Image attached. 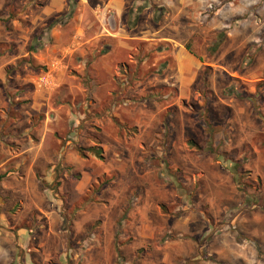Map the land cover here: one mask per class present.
<instances>
[{
	"label": "crops",
	"instance_id": "obj_1",
	"mask_svg": "<svg viewBox=\"0 0 264 264\" xmlns=\"http://www.w3.org/2000/svg\"><path fill=\"white\" fill-rule=\"evenodd\" d=\"M123 3L109 0L105 6L118 15ZM109 23L102 26L106 33L99 28L89 38L86 30L92 24L78 25V34L73 37L79 35L83 48L77 52L79 63L73 80H55L56 69L39 71L41 81H37L19 73L6 74L2 68L0 86L7 93L0 96V240L11 243L12 259L17 264L37 262L47 243L45 239L37 240L36 231L47 235L59 222L66 224L61 215H74L73 227L57 230L61 235L58 238L56 234V246L67 248L70 261L76 257L83 264H96L101 254H106L104 264H116V260L118 264H184L204 254L202 248L212 236V193L206 192L204 182L201 191L193 192L190 176L194 167L203 169L205 164L200 156L192 157L190 150L195 151V147L187 144L183 130L180 135L176 133L175 128L183 129V123L177 124L170 115L169 129L163 126L164 109L157 101L160 96L154 94L159 91V83L145 78L135 81V87L125 76L114 75L117 64L113 44L120 36L114 21ZM73 37H68L69 41ZM116 42L120 45V38ZM187 55L194 63L193 55ZM66 67L57 69L62 72ZM182 67L179 71H190L192 79L181 76L176 81L180 96L187 84L191 87L197 71ZM52 74L49 83L62 86L57 98H52L49 87H45ZM23 84L28 85L30 96H21L26 89ZM226 161H216L224 172ZM104 179L106 187L91 192L88 198L95 199V194L106 191V200L101 202L106 211L101 213L112 226L109 232L104 231V240L92 239L94 235L79 238L82 222L100 213L92 209V202L85 208L66 205L82 201L89 186ZM164 186L172 195L170 199L164 198ZM173 187L176 194L172 193ZM120 215L119 223L115 222ZM165 232L168 235L161 241ZM146 245L152 248L146 252L148 255L142 251ZM198 245L201 253L197 252Z\"/></svg>",
	"mask_w": 264,
	"mask_h": 264
},
{
	"label": "rangeland",
	"instance_id": "obj_2",
	"mask_svg": "<svg viewBox=\"0 0 264 264\" xmlns=\"http://www.w3.org/2000/svg\"><path fill=\"white\" fill-rule=\"evenodd\" d=\"M81 1L0 0V74L4 69L6 74L19 73L26 79L41 81L37 77L39 71L56 69L55 80H73L71 76L77 74L79 63L77 52L83 48L79 35L73 37L78 34V25L92 24L86 30L89 38L94 31L114 21L121 42L119 45L117 38L114 39V63L117 64L114 75L125 76L135 87H138L135 81L144 78L159 83L161 97L157 101L163 113L167 110L177 124L183 123L184 128L176 127V133L180 135L183 130L184 138L201 145L190 152L196 159L200 156L205 167H194L190 176L193 192L201 191L204 182L206 192L212 193L209 217L212 236L207 247L202 248L204 254L198 245L197 252L201 255L184 264H264V0H123L118 15L110 6H105L109 0H83V5ZM218 35L223 40L209 55L207 49ZM70 36L73 39L69 41ZM186 43L192 53L186 50ZM31 47L32 54L28 52ZM187 52L193 55L194 63L188 59ZM59 66H67V69L59 72ZM182 66L197 71L191 87L187 84L180 96L176 81L181 76L192 79L190 71H179ZM49 77L53 78V74L48 76L45 87H49L52 98H57L62 86L51 85ZM68 82L74 87L72 81ZM28 85L23 84L26 89L22 97L30 96ZM6 93V88L0 86V96ZM163 126L166 129L165 123ZM220 158L227 159L226 172L216 162ZM185 171L186 168V174ZM106 185V179L93 182L85 200L66 205L85 208L92 202V209L100 213L82 222L77 237L106 238L103 233L109 232L112 225L105 213H101L106 211L101 202L106 200L107 193L88 198L91 192ZM166 189L164 186L162 190L164 198L170 199L172 195ZM175 189L173 187L172 193L176 194ZM241 191L243 195L238 194ZM164 208L165 205L161 206L162 210ZM60 217L67 223L59 222L55 231L47 235L36 231L37 240L45 239L47 246L35 264H83L76 257L70 261L67 248L56 246L57 235L58 238L61 235L57 230L70 228L74 215ZM121 218L122 215L115 222L119 223ZM167 235L162 234L161 241ZM0 245L3 247L0 248V264H17L12 259L11 243L0 240ZM103 250L105 252V248ZM148 250H152L151 245L142 249L144 254ZM105 255L101 254L96 264H104ZM44 256L48 258L44 260ZM115 262L118 264L117 260Z\"/></svg>",
	"mask_w": 264,
	"mask_h": 264
},
{
	"label": "trees",
	"instance_id": "obj_3",
	"mask_svg": "<svg viewBox=\"0 0 264 264\" xmlns=\"http://www.w3.org/2000/svg\"><path fill=\"white\" fill-rule=\"evenodd\" d=\"M155 12H156V10H155V8L153 9ZM159 14V13H158ZM159 16H161V14H159ZM48 27H50L51 26V24L50 25H47ZM222 36L221 35H218L217 37H216V40H214V41H212V47H210V48H208L207 49V53L210 55V53L211 52H213L214 50H216L217 49V47H218V45L222 42ZM185 48H186V50H188L190 53H192V51L190 50V47H189V44H185ZM32 50V47L31 48H29L28 49V51H31ZM146 71H147V69H146ZM145 79V78H144ZM143 79V80H144ZM140 81V80H139ZM142 81V80H141ZM159 92V91H158ZM158 92L157 93H154L156 96H158L159 94H158ZM152 94H153V92H152ZM152 94H148L149 96H151ZM155 96V97H156ZM151 97H153V96H151ZM161 97V96H160ZM159 97V98H160ZM169 113H167V110L165 111V113L163 114V117H162V122L163 123H165L166 124V127H168L169 126V124H168V122H169V120H167V116H169L168 115ZM188 143L190 144V145H192V146H194L195 148H199V146L196 144V143H194L193 141H188ZM0 177H1V175H0ZM249 185V184H248ZM84 197H86V194H85V196ZM83 200H85V199H83Z\"/></svg>",
	"mask_w": 264,
	"mask_h": 264
}]
</instances>
